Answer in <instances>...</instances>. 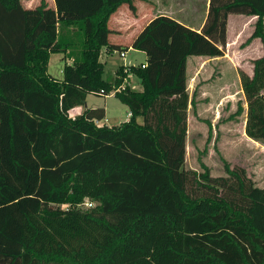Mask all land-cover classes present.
<instances>
[{"label": "trees", "instance_id": "trees-1", "mask_svg": "<svg viewBox=\"0 0 264 264\" xmlns=\"http://www.w3.org/2000/svg\"><path fill=\"white\" fill-rule=\"evenodd\" d=\"M54 1L0 0V264H264V187L226 161L218 176L185 165L188 57L223 55L232 13L258 17L264 47V0H210L200 30L157 15L131 46L109 22L135 0ZM131 47L146 61L106 79L102 54ZM53 52L68 58L62 79ZM253 64L246 133L262 141L264 54ZM130 72L142 89L121 87ZM116 88L130 119L97 124L106 109L88 95Z\"/></svg>", "mask_w": 264, "mask_h": 264}, {"label": "rangeland", "instance_id": "rangeland-1", "mask_svg": "<svg viewBox=\"0 0 264 264\" xmlns=\"http://www.w3.org/2000/svg\"><path fill=\"white\" fill-rule=\"evenodd\" d=\"M50 5V0H46ZM137 1V0H136ZM141 4L148 0H139ZM153 1V0H152ZM41 0H24V6L35 7ZM186 2V1H185ZM155 2H151L153 6ZM184 3L182 0H157L160 7L157 12H168L171 7L173 14H177V8ZM55 6V2H53ZM145 4V3H144ZM146 5V4H145ZM165 5V6H164ZM166 7L167 9H164ZM200 16L204 12L203 2L199 5ZM127 8V5L120 10ZM230 40L228 39L224 51L231 54V63L242 64L239 76L233 68H227L225 82L229 83L222 94L219 91L218 73H213V82L206 87L208 93L194 94L193 101L188 108V134L186 168L202 172V163H205L214 176L226 174L224 163L228 162L231 167H244L247 174L254 180L255 184L264 187V140L258 141L246 133L248 104L241 82V72L253 74L254 60L262 55L263 47L259 37H251L254 32L258 17L232 13L229 16ZM198 25V22H195ZM81 39V36H78ZM113 41H118L112 35ZM105 78L114 81L117 78V70L121 65H127L130 59L136 65L146 61L144 51L132 49L127 52L126 57L120 55L119 50L112 53L104 52ZM66 53L53 52L50 55L48 71L55 77H64V68L68 61ZM233 65V63H232ZM123 77L122 72L119 73ZM131 80H125L123 85H131L142 89L143 85L136 75L129 73ZM123 78H121V81ZM87 105L91 107H104L107 111L106 118L102 124L109 126L120 125L130 118L129 107L114 94L107 96L89 94ZM76 116L74 110L71 114ZM141 121V119H139ZM95 204V203H94ZM84 206V204H82Z\"/></svg>", "mask_w": 264, "mask_h": 264}, {"label": "crops", "instance_id": "crops-1", "mask_svg": "<svg viewBox=\"0 0 264 264\" xmlns=\"http://www.w3.org/2000/svg\"><path fill=\"white\" fill-rule=\"evenodd\" d=\"M24 1V0H23ZM184 3L180 6V8H177L176 10L178 13L173 14L175 11L171 9H167L164 7V9H167L168 12H157V10L160 8L157 4V0H148L147 2H144L143 4L140 3L139 0H135L136 5V11L133 12L127 4L122 5L121 7H124L127 5L126 9H119L112 15L109 25L112 29V32L110 33V41L116 44H123V45H129L131 46L136 36L139 34V32L143 29V27L155 16L160 14H166L169 16H172L179 20L180 22L194 28L200 30L206 19L208 14V8H209V1L210 0H182ZM186 1V2H185ZM54 0H50V6L55 7ZM151 2H155L153 6ZM203 2L204 4V12L202 17L200 16V3ZM23 3V2H22ZM165 6V5H164ZM26 7V6H25ZM26 8H30V6H27ZM231 15V14H230ZM244 15V14H241ZM257 17L255 15H248ZM230 18V17H229ZM195 22H198V25H196ZM228 33H230V24H228ZM116 36L118 41H113L111 39V36ZM228 39L230 40V36H228ZM261 41V39H260ZM262 44V41L260 42ZM263 47V44H262ZM134 48H130L129 50H132ZM128 50V51H129ZM127 51V52H128ZM264 54V47L262 51V55ZM261 55V56H262ZM260 56V57H261ZM232 58L231 54L227 51H224L223 55L220 56H204V55H191L188 57L187 61V76H188V90L190 94V100L193 99L194 94H206L208 91H206V87L209 86L213 82V73H218V81H219V91L222 94L224 92L226 87H229V83L225 82V72L227 68H233L236 72V74L239 76V70L242 67V64L238 65L234 62L233 65L230 61V58ZM103 55L101 56V60L103 61ZM259 58V57H258ZM147 59V56H146ZM133 59H130V61ZM134 61V60H133ZM104 62V61H103ZM254 67V64H253ZM125 80V79H124ZM129 80H131L129 78ZM191 102V101H190ZM87 107H91L86 104ZM85 109V106H77L73 108L72 110L75 111V113L78 115L83 112ZM71 110V111H72ZM70 111V114H71ZM106 114L107 111L105 110ZM129 115L131 117V114L129 112ZM73 116V115H71ZM130 119V118H129ZM105 120L107 118L105 117ZM98 124H102V120H98Z\"/></svg>", "mask_w": 264, "mask_h": 264}, {"label": "built area", "instance_id": "built-area-1", "mask_svg": "<svg viewBox=\"0 0 264 264\" xmlns=\"http://www.w3.org/2000/svg\"><path fill=\"white\" fill-rule=\"evenodd\" d=\"M120 55L121 56H124V57H126V55H127V51H120ZM132 61V60H131ZM129 64V63H128ZM127 64V65H128ZM126 65V66H127ZM142 66H145L144 64L142 65ZM129 80V77H126L125 78V80ZM124 80V81H125ZM124 83V82H123ZM125 85H121V87H124ZM120 88H116V89H114L113 91H111V93L110 94H114L115 95V93H116V91L117 90H119ZM96 121V123L98 124L99 123V121L98 120H95ZM95 203V204H94ZM82 204H84V206H82ZM81 207H83V208H90V207H93V206H95L96 205V202L95 201H93V200H90V199H86L83 203H81V204H79Z\"/></svg>", "mask_w": 264, "mask_h": 264}]
</instances>
